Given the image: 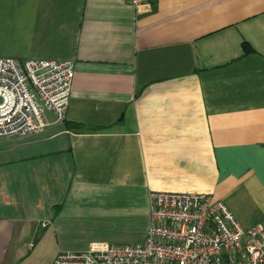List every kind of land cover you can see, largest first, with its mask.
Listing matches in <instances>:
<instances>
[{
    "label": "crops",
    "instance_id": "crops-1",
    "mask_svg": "<svg viewBox=\"0 0 264 264\" xmlns=\"http://www.w3.org/2000/svg\"><path fill=\"white\" fill-rule=\"evenodd\" d=\"M0 57L75 71L62 121L0 138V264L139 243L152 190L264 226V0H0Z\"/></svg>",
    "mask_w": 264,
    "mask_h": 264
},
{
    "label": "built area",
    "instance_id": "built-area-1",
    "mask_svg": "<svg viewBox=\"0 0 264 264\" xmlns=\"http://www.w3.org/2000/svg\"><path fill=\"white\" fill-rule=\"evenodd\" d=\"M148 0H128L136 11ZM72 60L0 57V138L46 126L44 111L64 119ZM149 224L136 244L94 241L62 251L52 264H263L264 226L243 228L227 205L204 192L152 190Z\"/></svg>",
    "mask_w": 264,
    "mask_h": 264
}]
</instances>
